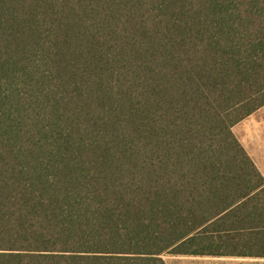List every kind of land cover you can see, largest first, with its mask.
I'll use <instances>...</instances> for the list:
<instances>
[{"label": "trees", "instance_id": "1", "mask_svg": "<svg viewBox=\"0 0 264 264\" xmlns=\"http://www.w3.org/2000/svg\"><path fill=\"white\" fill-rule=\"evenodd\" d=\"M264 0H0V264L264 258Z\"/></svg>", "mask_w": 264, "mask_h": 264}, {"label": "rangeland", "instance_id": "2", "mask_svg": "<svg viewBox=\"0 0 264 264\" xmlns=\"http://www.w3.org/2000/svg\"><path fill=\"white\" fill-rule=\"evenodd\" d=\"M235 133L264 175V107L241 122ZM167 264H264V258L175 256L166 254Z\"/></svg>", "mask_w": 264, "mask_h": 264}, {"label": "crops", "instance_id": "3", "mask_svg": "<svg viewBox=\"0 0 264 264\" xmlns=\"http://www.w3.org/2000/svg\"><path fill=\"white\" fill-rule=\"evenodd\" d=\"M255 259H257V258H255ZM262 259V258H261Z\"/></svg>", "mask_w": 264, "mask_h": 264}]
</instances>
